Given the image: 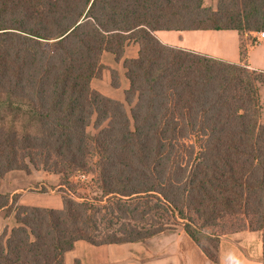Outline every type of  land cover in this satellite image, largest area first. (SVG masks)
<instances>
[{
	"label": "trees",
	"instance_id": "trees-1",
	"mask_svg": "<svg viewBox=\"0 0 264 264\" xmlns=\"http://www.w3.org/2000/svg\"><path fill=\"white\" fill-rule=\"evenodd\" d=\"M226 30L264 31V0H0V180L43 170L63 194L61 209L0 194L17 222L0 235V264H64L80 241L138 243L177 226L214 263L225 236L264 242V71L156 36ZM130 44L138 56L124 59ZM104 53L123 61V101L92 87ZM79 175L95 196L77 195Z\"/></svg>",
	"mask_w": 264,
	"mask_h": 264
},
{
	"label": "crops",
	"instance_id": "crops-1",
	"mask_svg": "<svg viewBox=\"0 0 264 264\" xmlns=\"http://www.w3.org/2000/svg\"><path fill=\"white\" fill-rule=\"evenodd\" d=\"M205 5L210 6L207 0ZM156 36L165 45L236 64L242 62V44L246 42L248 46L244 60L246 65L251 70L264 71V38H258V36L250 37L248 34L242 35L232 30L158 31ZM252 40L254 44H251ZM138 52L139 47L130 44L126 47L124 59L136 58ZM105 57L104 54L103 64L108 69L117 71L121 79L123 76L121 91L124 94L129 83L125 77L123 61L118 63L112 55L113 60L108 57L105 59ZM123 94L118 95L112 92L114 99L119 101H123ZM260 95L264 124V88L261 89ZM12 173L15 172L9 174ZM7 176L8 174L5 178ZM19 191V189L9 191L11 196L19 195V204L50 207L45 203L36 202L37 199L30 200L26 191ZM16 225L14 213L6 215L0 212V235L5 229L10 231ZM64 264H264V242L261 232H241L225 236L220 241L219 262L214 263L180 226L138 243L95 247L80 241L71 252L67 253Z\"/></svg>",
	"mask_w": 264,
	"mask_h": 264
},
{
	"label": "rangeland",
	"instance_id": "rangeland-1",
	"mask_svg": "<svg viewBox=\"0 0 264 264\" xmlns=\"http://www.w3.org/2000/svg\"><path fill=\"white\" fill-rule=\"evenodd\" d=\"M209 2V5L211 7L215 6L216 0H207ZM208 6V5H206ZM264 32V31H259V32H243L242 35L248 34L250 37L252 36H258V33ZM255 42L252 40L251 44H254ZM248 46L247 43L242 44V54L244 58L242 57V62L243 64L245 63V57H246V52H247ZM105 54V59L113 58L111 55L108 53ZM103 54V55H104ZM116 62V61H114ZM121 62V61H120ZM118 62V63H120ZM105 66V65H104ZM106 67V66H105ZM111 71L116 72L118 75V80H119V88H114L111 85ZM123 79V76H122ZM121 77L119 73L115 70L108 69L106 67L105 72L103 73V77L101 80H97L92 84V87L102 93L103 95L110 97L114 99L115 97L112 96V92L115 94L118 93V95L123 94L121 91L122 88V82H121ZM264 88V87H263ZM116 100V99H115ZM122 100H124V94L122 95ZM23 117H21L20 120H17V126H21V121ZM262 123H263V116H262ZM89 132L91 134H95L94 128L91 126L89 127ZM80 176V175H79ZM79 176H76L73 180L78 184L77 187V195L83 196V194H87L90 196H95L96 191L94 190L95 184H93L92 179L93 177L91 175H87L86 178H81ZM4 180V181H3ZM60 178L58 176H55L53 174L46 173L43 170H34L30 169L28 172H22L18 171L12 174H8L6 178H3L0 180V194L4 195H10L9 191H12L14 189H19V192L26 191L28 198L31 199H37L36 202L38 203H45L47 205H50L49 208H57L61 209L63 205V194L60 192ZM12 198V196H11ZM180 227V226H177Z\"/></svg>",
	"mask_w": 264,
	"mask_h": 264
},
{
	"label": "built area",
	"instance_id": "built-area-1",
	"mask_svg": "<svg viewBox=\"0 0 264 264\" xmlns=\"http://www.w3.org/2000/svg\"><path fill=\"white\" fill-rule=\"evenodd\" d=\"M258 38H264V32H260V33H258ZM79 177H81V178H86V176L85 175H81V176H79Z\"/></svg>",
	"mask_w": 264,
	"mask_h": 264
}]
</instances>
